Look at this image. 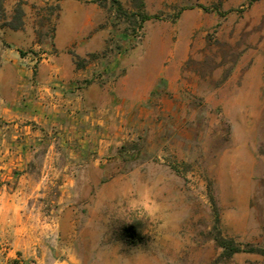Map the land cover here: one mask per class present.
<instances>
[{
    "label": "rangeland",
    "instance_id": "obj_1",
    "mask_svg": "<svg viewBox=\"0 0 264 264\" xmlns=\"http://www.w3.org/2000/svg\"><path fill=\"white\" fill-rule=\"evenodd\" d=\"M62 1L0 0V66L9 30L34 74L57 52ZM82 1L108 30L69 50L85 74L0 114V264H264L219 243L264 249V0ZM141 72L149 97L87 91Z\"/></svg>",
    "mask_w": 264,
    "mask_h": 264
},
{
    "label": "crops",
    "instance_id": "obj_2",
    "mask_svg": "<svg viewBox=\"0 0 264 264\" xmlns=\"http://www.w3.org/2000/svg\"><path fill=\"white\" fill-rule=\"evenodd\" d=\"M61 16L57 23L54 36V44L57 52L41 59L35 68L31 65L34 61L20 53V47L26 43V39L18 30H9L6 38L12 49L5 50L0 66V114L3 117H21L23 113L13 107L16 103L24 101L25 93L31 95L30 88L48 89L49 83L59 84L73 82L84 75L77 67L74 57L69 50L76 51L79 55L99 50L103 47L106 37V29L97 28V17L102 12L96 2L85 3L82 0H63L61 3ZM38 44V42H36ZM105 71V70H104ZM107 72H104L106 76ZM148 73H132L118 77L114 83L105 81L102 84L92 81L87 91L98 99L97 103L106 105L111 97L125 100L131 96L133 100L138 97L130 90H147L139 95V98L149 97L155 84ZM115 90L114 94H110ZM92 97V96H91ZM91 103V99L88 100Z\"/></svg>",
    "mask_w": 264,
    "mask_h": 264
},
{
    "label": "trees",
    "instance_id": "obj_3",
    "mask_svg": "<svg viewBox=\"0 0 264 264\" xmlns=\"http://www.w3.org/2000/svg\"><path fill=\"white\" fill-rule=\"evenodd\" d=\"M106 0H100V2H104ZM112 3L115 5L116 10L125 15H129V12L124 8L123 4L120 0H111ZM144 0H140L139 2V9L138 11L132 12L133 17H139L141 21H145L147 19L158 17V15H152L148 12H146L144 9ZM16 15L15 18L18 20V23L9 22L7 23L12 28H19L23 24L22 15H23V8L21 6V2L16 7ZM220 245L223 247L222 255L225 257H230L234 252L241 251V250H247V251H256V252H262L264 254V249H259L255 247H246L241 248L233 243L231 240H227L224 238L219 239Z\"/></svg>",
    "mask_w": 264,
    "mask_h": 264
},
{
    "label": "bare ground",
    "instance_id": "obj_4",
    "mask_svg": "<svg viewBox=\"0 0 264 264\" xmlns=\"http://www.w3.org/2000/svg\"><path fill=\"white\" fill-rule=\"evenodd\" d=\"M232 161V160H231Z\"/></svg>",
    "mask_w": 264,
    "mask_h": 264
}]
</instances>
